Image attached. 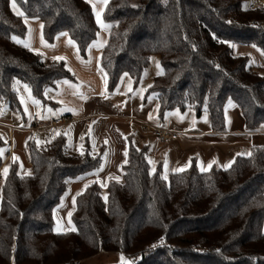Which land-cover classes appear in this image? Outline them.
<instances>
[{
	"label": "trees",
	"instance_id": "trees-1",
	"mask_svg": "<svg viewBox=\"0 0 264 264\" xmlns=\"http://www.w3.org/2000/svg\"><path fill=\"white\" fill-rule=\"evenodd\" d=\"M0 0V103L23 115L16 79L48 102L45 91L75 81L66 62L33 51L15 38L27 34L25 18L41 22L51 44L66 32L87 58L99 27L87 0ZM249 0H107L102 20L109 35L100 55L112 94L123 76L140 82L149 56L163 71L148 93L158 110L207 112L223 131L224 107L234 102L246 131L264 125V70L254 69L233 45L264 50V5ZM3 143L0 140V152ZM31 173L12 162L0 180V264H74L99 253H123L134 264H264V146L234 158L230 167L187 169L161 176L151 171L146 148L129 139L120 180L103 199L96 181L73 200V228L54 230L53 211L72 180L100 163L88 147L69 153L60 133L49 142L27 143ZM4 156L0 153V167ZM125 264V263H118Z\"/></svg>",
	"mask_w": 264,
	"mask_h": 264
},
{
	"label": "crops",
	"instance_id": "crops-1",
	"mask_svg": "<svg viewBox=\"0 0 264 264\" xmlns=\"http://www.w3.org/2000/svg\"><path fill=\"white\" fill-rule=\"evenodd\" d=\"M87 1L99 27L97 38L87 49V58L79 55L77 45L66 32L57 34L53 43H46L41 36V22L37 18H25L27 34L22 39L15 38L47 58L64 60L76 80L61 81L56 89L46 90L48 102L35 99L33 94H21V89L24 90L22 85L14 81L13 87L19 96L23 115L0 103V140L3 143L0 153L5 157L7 150L12 152L9 159L3 160L1 176L6 174L4 170H8L13 161L18 166L19 174H30L27 143L33 141L36 145H42L60 133L67 138L69 153L80 152L86 146L93 154L100 155L99 165L88 174L72 180L60 204L55 207L53 218L56 232L71 229L69 217L74 196L87 184L96 181L101 187L103 199H106L108 182L122 177L129 139L136 147L146 148L150 170L159 169L164 178L192 164L202 171L212 167L227 168L225 166L231 164L235 157L248 155L253 146H264V125L254 132L246 131L239 109L232 101L224 107V130L215 131L207 112L196 116L190 109H174L161 115L157 96L139 87V83L133 85L128 76H123L115 91L109 94L107 76L100 65L101 51L110 30L102 20L107 0ZM14 11L21 13L17 9ZM232 49L235 54L245 55L254 69L264 70V50L240 44H234ZM33 115L46 123L62 116L72 119L41 130H28L27 125ZM145 123L173 130L177 132V137L170 143L161 144L151 131L144 130ZM262 228L264 231V222ZM126 258L123 253H99L74 264H118Z\"/></svg>",
	"mask_w": 264,
	"mask_h": 264
},
{
	"label": "built area",
	"instance_id": "built-area-1",
	"mask_svg": "<svg viewBox=\"0 0 264 264\" xmlns=\"http://www.w3.org/2000/svg\"><path fill=\"white\" fill-rule=\"evenodd\" d=\"M263 0H256V2H251L249 4V8H254L257 5H263ZM71 117H58L53 120H51L49 123L44 122L43 120L39 119L37 115H33L31 119L28 122L27 129L28 130H41L46 126H56L60 125L62 123H65L66 121L71 120ZM144 130L151 131L153 136L157 139V141L161 144H167L176 139L177 132L170 130L168 128H164L161 126L153 125L150 123L144 124ZM12 155L11 150H7L4 160L9 159ZM2 167V166H1ZM1 167H0V180H1ZM78 263V262H75Z\"/></svg>",
	"mask_w": 264,
	"mask_h": 264
},
{
	"label": "rangeland",
	"instance_id": "rangeland-1",
	"mask_svg": "<svg viewBox=\"0 0 264 264\" xmlns=\"http://www.w3.org/2000/svg\"><path fill=\"white\" fill-rule=\"evenodd\" d=\"M250 1H255V0H249ZM133 3H136L137 0H132ZM256 2V1H255ZM16 9L21 11L20 8L16 5ZM109 26V25H108ZM163 71V68L161 66V63H160V58L158 55L156 54H152L149 56V63L148 65L143 69V72L141 74V78H140V82H139V87H142L145 91L146 89L150 86L152 80L154 77L160 75ZM15 83H20L19 85H22V88L24 90L21 89V94H24L23 92H25L26 94H30L32 96V92H31V89L30 87L25 83V82H22L21 80L19 79H16L15 80ZM149 94H152L154 96H157L156 93H149ZM34 96V95H33ZM24 97V95H23ZM26 98V97H24ZM36 99V97H35ZM19 114V113H17ZM20 115V114H19ZM69 221H70V218H69ZM71 223V221H70ZM71 228L72 225H71ZM135 262V258H130V257H127L123 263L125 264H134Z\"/></svg>",
	"mask_w": 264,
	"mask_h": 264
},
{
	"label": "snow or ice",
	"instance_id": "snow-or-ice-1",
	"mask_svg": "<svg viewBox=\"0 0 264 264\" xmlns=\"http://www.w3.org/2000/svg\"><path fill=\"white\" fill-rule=\"evenodd\" d=\"M105 2H106V0H105ZM11 4H12V8L15 10L16 9V3H15V0H11ZM17 14L18 15H23V13H20V12H17ZM97 19H98V22H99V14L97 13ZM41 27H43V26H41ZM83 138V137H82ZM239 155V154H238ZM249 155H251L250 153H249ZM231 166V164H229V165H226L225 167H230ZM209 167H211V164L209 165ZM182 170V169H181ZM7 169H5L4 170V172L5 173H7Z\"/></svg>",
	"mask_w": 264,
	"mask_h": 264
}]
</instances>
